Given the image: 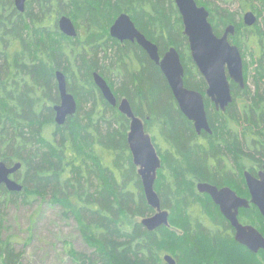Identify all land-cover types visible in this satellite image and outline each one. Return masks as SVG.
<instances>
[{
	"label": "trees",
	"instance_id": "16d2710c",
	"mask_svg": "<svg viewBox=\"0 0 264 264\" xmlns=\"http://www.w3.org/2000/svg\"><path fill=\"white\" fill-rule=\"evenodd\" d=\"M194 1L208 11L216 36L229 25L235 28L230 43L242 59L245 50L252 49L255 84L264 82V16L257 14L256 26L246 28L239 13L213 1ZM257 1L264 13V2ZM240 9L242 13L253 8L242 0ZM120 14L130 17L160 55L173 47L180 56L184 86L203 94L206 84L191 61L173 0L33 1L27 2L24 15L16 13L12 0H0V158L5 157V139L11 133L16 141L12 159H21L24 170L23 193L0 202V264H16L19 258L11 237L3 239L1 207L22 196L19 201L24 205L48 203L58 206L62 217L74 220L89 252L79 253L64 243L73 264H154L150 246L143 251L138 245L133 248L145 240L138 239L142 233L138 220L150 209L127 146L129 121L103 100L93 73L107 80L118 99L126 98L142 120L161 161L163 177L157 179H190L210 163L237 165L240 178L242 170L255 174L264 166V91L259 94L256 86L251 96L246 84L243 90L231 84L233 103L224 114L204 100L212 135L197 136L159 68L136 45H121L109 36ZM61 16L73 22L75 39L59 32ZM56 71L64 74L77 103L76 113L59 127L52 109L58 104ZM244 79L247 83L245 64ZM218 261L240 264L226 260L224 254L210 259L212 264Z\"/></svg>",
	"mask_w": 264,
	"mask_h": 264
},
{
	"label": "water",
	"instance_id": "95a60500",
	"mask_svg": "<svg viewBox=\"0 0 264 264\" xmlns=\"http://www.w3.org/2000/svg\"><path fill=\"white\" fill-rule=\"evenodd\" d=\"M27 1L34 0H14L15 9L22 13ZM36 1L52 2L54 0ZM173 2L182 22V35L187 39L191 61L206 84L205 97L214 105L216 110L224 112L232 101L231 84L236 85L240 90H243L245 85L241 54L238 48L229 42V37L234 36L235 28L229 25L218 37L213 32L208 20L209 13L204 7L198 6L194 0H173ZM242 19L244 26L248 28L257 23L256 17L251 12L244 13ZM57 26L64 36L76 37L75 27L68 17H60ZM109 36L120 43H136L149 60L159 68L180 113L193 124L195 132L197 134L201 132L211 134L203 97L200 93L185 88L180 56L173 47L160 55L158 47L136 29L127 14H120L115 19L109 28ZM54 76L59 102L52 109L54 123L59 127L63 126L66 120L76 113L77 103L67 91L63 73L56 71ZM92 78L103 100L109 106L116 108L129 121L126 141L132 162L137 169L147 205L157 210V214L153 217L142 219L141 225L148 230L166 225L167 215L160 211L159 200L154 192V183L161 161L150 136L145 132L142 120L133 114L127 99L123 98L117 103L110 87L98 73H94ZM18 168L20 165L16 164L12 169H6L0 163V184H4L9 192L20 193L22 191V186L8 179V175ZM244 179L251 196V203L264 219V168L258 173L257 178L245 172ZM198 191L210 195L215 204L220 207L224 217L236 228V240L240 244L252 250L264 249V239L261 235L251 227L239 225L236 220V213H231L232 209L236 211L239 207H245L246 201L238 199L227 188L217 191L216 188L200 184Z\"/></svg>",
	"mask_w": 264,
	"mask_h": 264
},
{
	"label": "flooded vegetation",
	"instance_id": "af4514ba",
	"mask_svg": "<svg viewBox=\"0 0 264 264\" xmlns=\"http://www.w3.org/2000/svg\"><path fill=\"white\" fill-rule=\"evenodd\" d=\"M27 2H33V1H27ZM27 2L25 3V6ZM46 2H51V1H46ZM12 3L16 13L19 15H24L25 8L22 13H19L14 7V0H12ZM252 8H253L252 10L247 9L244 13L247 12L253 13V15L256 17L258 22L257 14H261V17L264 16L263 9L261 5L259 10L256 9L254 6H252ZM242 18L243 17H241V22L242 25L244 26ZM238 21L240 20L238 19ZM76 36H77V31H76ZM230 38L231 37H229V42H230ZM125 44L136 45V43H130V42L121 43V45H125ZM12 55H13L12 53H7L6 56H12ZM147 59L149 60L148 57ZM102 78L106 81L107 85L110 87L107 80L104 77ZM54 80H55V76H54ZM66 85H67V81H66ZM111 91L114 94V91L112 89ZM205 91H206V87L204 89L203 94L201 93L200 94L203 97V101L207 100L210 103V101L205 97ZM231 95H232V101L224 112H222L221 110H216L214 105L212 103L210 104L213 106L216 112H220L224 114L233 103L232 90H231ZM114 97L116 98L117 103L121 99H123V98L118 99L115 94ZM58 102H59V97H58ZM202 134L210 136L212 135V131L211 134H207L205 132H201L200 134L196 133L197 136H202ZM12 135L13 134L11 133L7 134V138L5 139L6 142L5 155H4L5 157L4 159L2 157L0 158V163H2L6 169H12L16 164L20 165V168H18L15 172L8 175V179L22 186V191L20 193L9 192L7 191L4 184H0V190H2V193L5 192L6 194L0 196V202H5L8 200V198H16L15 194H21L23 193L24 190V170L21 159H12L13 144L16 145V141L13 142L12 140ZM203 143H207V142L200 141V144ZM20 153L22 155V159H24V149L21 148ZM263 168L264 166L259 168L255 174L247 170H242L241 178H240V173L237 169V165L234 164L223 165V164L210 163V164H205V169L202 170L200 173L197 172V175H192L190 179H181L180 181H176L175 179H171V180L157 179L158 176L159 177L162 176V174L159 173L161 169L160 166V169L157 171L156 180L154 183V192L156 193L159 200L160 211L165 212L167 215V224L159 226L152 230H148L147 228H144L141 225L142 219L150 218L157 214V210L150 208L145 201L147 207L150 209V214L138 220V223L142 226L141 229L142 233L138 235L139 236L138 239L140 240L145 239V240L142 241L143 242L142 244L140 242L135 243L133 248H135L136 245H138L139 249H141L142 247L150 246L151 248L150 256L154 264H212L210 262V259L214 254L218 256L224 254L226 260L231 261L232 263L236 261L240 264H264V249L257 248L256 250L254 249L252 250L247 246L240 244L236 240V232H237L236 228H234L231 225V223L224 217V215L220 210V207L217 204H215V202L212 200L210 195L206 193H200L198 191V185L200 184L216 188L217 191L227 188L232 193H234L238 199L246 201L247 205L245 207L244 206L239 207L236 211L232 209L231 213H236V220L239 225H241L242 227L253 228L264 239V219L258 212L257 208L251 203V196L246 181L244 179L245 172H248L250 175L257 178L258 173L262 171ZM176 194H177V199L173 198V196H175ZM23 198L24 197L22 196L20 200H22ZM147 235H150V238H148ZM211 241L212 243L210 245L209 242ZM141 254L144 255L145 258H148L147 252L144 253L141 252ZM221 263H222L221 261H218L217 264H221Z\"/></svg>",
	"mask_w": 264,
	"mask_h": 264
},
{
	"label": "rangeland",
	"instance_id": "374dc122",
	"mask_svg": "<svg viewBox=\"0 0 264 264\" xmlns=\"http://www.w3.org/2000/svg\"><path fill=\"white\" fill-rule=\"evenodd\" d=\"M203 1H213L215 5L239 13L241 17L244 13L240 12L242 0H232L227 3L220 0ZM246 1L256 9H260L257 0ZM251 52L252 49L247 48L242 59L243 74L244 64L248 71L246 85L251 96L256 92V86L258 93L263 95L264 82L261 81L256 85L254 81L256 65L252 62ZM19 200L1 207L2 236L3 239L11 237L14 253L19 255L16 264H73L65 255L64 243H69L79 253L89 252L77 232L74 220L62 217L58 206L40 201L24 205Z\"/></svg>",
	"mask_w": 264,
	"mask_h": 264
},
{
	"label": "bare ground",
	"instance_id": "6f19581e",
	"mask_svg": "<svg viewBox=\"0 0 264 264\" xmlns=\"http://www.w3.org/2000/svg\"><path fill=\"white\" fill-rule=\"evenodd\" d=\"M242 17H243V15H242ZM246 84V83H245ZM244 87H245V85H244Z\"/></svg>",
	"mask_w": 264,
	"mask_h": 264
}]
</instances>
